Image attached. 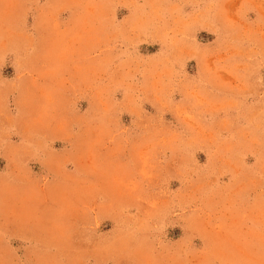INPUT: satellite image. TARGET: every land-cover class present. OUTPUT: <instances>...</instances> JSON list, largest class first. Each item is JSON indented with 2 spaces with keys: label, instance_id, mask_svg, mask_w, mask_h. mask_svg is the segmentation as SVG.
Listing matches in <instances>:
<instances>
[{
  "label": "rangeland",
  "instance_id": "rangeland-1",
  "mask_svg": "<svg viewBox=\"0 0 264 264\" xmlns=\"http://www.w3.org/2000/svg\"><path fill=\"white\" fill-rule=\"evenodd\" d=\"M0 264H264V0H0Z\"/></svg>",
  "mask_w": 264,
  "mask_h": 264
}]
</instances>
